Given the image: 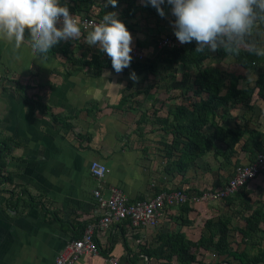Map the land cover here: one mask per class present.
<instances>
[{"label":"crops","instance_id":"0c3cea01","mask_svg":"<svg viewBox=\"0 0 264 264\" xmlns=\"http://www.w3.org/2000/svg\"><path fill=\"white\" fill-rule=\"evenodd\" d=\"M93 1L88 10L79 12L74 11L73 0H68V4L70 11L78 15L101 17L106 12L118 13L132 34V45L144 54L142 62L153 70L139 68L141 62L132 60L130 67L120 73L112 65L95 71L84 61L91 54L102 56L98 47L85 43L87 31H82L80 39L61 41L46 56L35 58L27 37L20 48L0 40V144L5 148L0 156V171L10 176L0 180V264H54L64 243L79 236L85 224L99 216L100 209L91 195V189L99 182L104 195L108 186L115 184L130 200L143 198L160 188L199 192L226 180L235 157L239 162L249 160L242 148L248 129L260 130L264 141V97L254 85L257 69L241 65L227 53L222 55L208 49L196 52L195 46L190 50L187 47L182 53L188 50L201 56L202 66L220 68V64H225L223 69L239 74L237 85H250L252 89L221 118L216 116L220 123H239L245 128L235 142L236 149L229 162L220 164L221 155L215 154L214 148L224 143L215 139L183 169L172 168L169 164L172 156L164 145L165 141H171L172 133L164 131L162 123L155 121L151 132L144 130L143 135L136 136L133 125L140 105L142 108L151 105L152 112L163 117L178 104L191 108L193 102L207 96L206 91H194V74L186 72L194 67L192 62L189 68L185 67L186 56L183 59L177 56L175 60L169 55L155 57L163 36L173 40L172 47L187 45L179 43L172 24L167 22L168 16L174 21V16L168 15L171 6L167 3L161 6L165 12L161 17L153 7L150 11L143 7L144 0H133V14L122 20V10L130 4L127 0H117L116 8L105 6L106 0ZM158 31L164 34L157 37ZM256 43L264 45V31L259 32ZM260 57L258 63L264 66V56ZM159 62L166 66L158 68ZM133 72L138 77L135 82L130 79ZM186 79L192 83L189 89L182 84ZM224 80L227 83L228 76ZM16 81L25 84V92L17 87ZM119 111L134 116L130 125L115 117L120 115ZM144 121L139 125H146ZM4 139L6 143L2 144ZM91 159L106 164L103 180L97 181L89 174ZM245 188L251 207L243 206L239 195L234 194L229 198L195 201L186 208L168 206L155 226H141L131 232L125 222L96 228L99 252L82 254L73 264H111L110 259L116 257L119 264H184L175 253L168 259L148 255L144 248L158 246L169 231H181L187 239L197 241L209 219L216 224L212 228L216 231L215 244L210 247L191 244L189 251L195 254V259L190 264H226V260L240 264L238 257L228 253V246L247 255L264 248V175L248 180ZM254 207L260 211L257 228L244 234L241 228ZM221 242L227 244L220 249ZM156 248L168 253V247ZM211 254L214 257L209 258ZM204 255L209 257L201 259ZM260 262L264 261L257 264Z\"/></svg>","mask_w":264,"mask_h":264},{"label":"clouds","instance_id":"9594fccd","mask_svg":"<svg viewBox=\"0 0 264 264\" xmlns=\"http://www.w3.org/2000/svg\"><path fill=\"white\" fill-rule=\"evenodd\" d=\"M171 6L173 31L180 44L195 43L196 52L223 49L238 55L242 48L264 56L254 39L264 27V0H146L161 17ZM116 8L117 0H106ZM85 43L107 54L116 73L129 68L133 37L116 12L87 26ZM82 21L70 11L68 0H0V40L20 48L28 38L32 56H46L61 41L80 39ZM130 79L138 77L133 72Z\"/></svg>","mask_w":264,"mask_h":264},{"label":"trees","instance_id":"16d2710c","mask_svg":"<svg viewBox=\"0 0 264 264\" xmlns=\"http://www.w3.org/2000/svg\"><path fill=\"white\" fill-rule=\"evenodd\" d=\"M73 1L75 4L74 11L76 12L86 11L94 3L93 0ZM127 1L130 4L128 3L129 5L120 15V18L122 20L125 17L133 14V12L131 11V6L134 1ZM143 7H145L148 11L155 9L154 7L152 9V6L150 4H146V0H144ZM101 13L103 14V12ZM261 31H264V27L261 28L260 32ZM258 34H256L254 37L255 41H257ZM193 44L194 42L187 44L188 50L195 46ZM166 48L169 49L168 51H166L165 55H169V57H171V59L173 60L177 59V56L181 57V59H183V56H186V63H188L185 67L189 68L190 62L193 63V67L195 68V70L193 73L194 77L192 82L196 84L194 91L197 93H200L202 91L207 92V96H201L198 101L192 103L191 108L185 106L184 104H178L173 107L166 116H157V122L162 123V129L166 132L172 133L171 141L164 142L167 154L172 156L169 158V164L176 170L183 169L191 160H193L195 156L205 152V150L209 148V146L215 139H219L224 143V145L216 146L214 148V153L221 155L220 164L222 165L226 162H229L231 159V155L236 149L235 142L244 134L245 128L241 127L239 123L235 125H226L220 123L216 116H218V118H221L223 116V113H225L226 110L236 100L245 99L250 93L252 86L237 85L239 74L235 72L226 69L222 70L217 66L212 65L202 66L201 56H196L195 54L193 55L192 51L188 52L187 50V53H182L184 51L181 49V47ZM218 51H220L222 55L226 53L223 49H220ZM158 56L159 54L157 53L155 57L158 58ZM233 56L235 57V60L237 62L241 63V65L245 67H255L257 69L258 75L255 79L254 85L258 87V93L264 97V66L258 63L261 57L242 49L238 55ZM84 63L87 66L92 67L95 71H99L102 67L111 65V60L105 56L98 58L97 55L91 54L90 59L88 61L85 60ZM138 67H146L150 70H153V68L151 66H148L145 62H141ZM226 76H228L227 83H225L224 80ZM16 84L17 87L22 90V92H25V84H20L17 81ZM182 84H186V86L184 85L185 89H189L192 87V83L188 82L187 79L183 81ZM35 99L37 100L34 101H37L36 103H39V99ZM63 123L67 125V122ZM247 131L248 135L246 136L242 144V148H244L247 157L249 158V160H251L259 151H262L264 149V141L263 134L260 130H257L256 128H250ZM3 143H6L5 139L2 141V144ZM4 149V146L0 144V156ZM173 151H177V153H173ZM237 162L238 160L235 157L233 163L235 164ZM9 177V175L2 174L0 171L1 181L4 179H8ZM245 185L246 183H244L242 186L234 190L235 192L226 197L229 198L234 194L239 195L241 204H243V206L245 207H251V203H249V197H247L248 195ZM17 199L18 196L16 197V200ZM28 199L30 200V196L28 197ZM9 202L10 199H8L6 203L9 204ZM181 205L185 206V208L188 206L187 203ZM251 211L252 212L250 213V215L246 216V224L243 228H241L242 231L244 230V234L255 230L258 225L260 211L255 207L252 208ZM53 216L61 223H63L62 219L59 216L55 214H53ZM214 223L215 222L211 221L210 219L206 221L205 230L201 233L197 241L187 239L181 231H169L164 234V236L166 237L165 241L159 243L158 246H156L159 248L168 247V253L159 252L157 251L156 247H146L144 248V252L148 255L165 256L168 259L171 257L172 253H175L177 259L181 263L190 264L191 261L195 259V254L189 251V247L191 244H200L204 245L205 247H210L211 245L215 244V242L213 241V237L216 234V231L212 230L213 226L216 225ZM226 244L227 242H221L219 248L221 249V247ZM228 253L232 254L234 257H238L240 264H257L259 261H264V248L262 247H259V249L254 254L247 255L246 253L244 254L238 252L237 250H232L228 246ZM212 264L221 263L216 262ZM226 264H231V262L229 260H226Z\"/></svg>","mask_w":264,"mask_h":264},{"label":"built area","instance_id":"2783aa9c","mask_svg":"<svg viewBox=\"0 0 264 264\" xmlns=\"http://www.w3.org/2000/svg\"><path fill=\"white\" fill-rule=\"evenodd\" d=\"M72 14L82 21V31H87V26L99 23L103 17ZM173 45V40L168 36H163L158 42L159 48ZM101 53L102 56L108 57L106 53L102 51ZM131 56L134 61H142L144 58L142 51L133 45ZM106 171L107 166L104 162L97 159L89 161L88 172L97 181L103 180ZM259 174L264 175V149L251 160L235 163L230 175L221 184L206 186L199 192H186L179 187L160 188L143 198L130 200L115 184L109 185L108 192L104 195L99 182L91 189V195L100 209L99 216L96 220L87 222L79 236L71 237L64 243L54 258V264H73L82 254L98 253L100 246L95 240L96 228H105L114 222H125L130 232L141 226H155L166 207L226 197ZM110 262L119 264L117 257L111 258Z\"/></svg>","mask_w":264,"mask_h":264},{"label":"rangeland","instance_id":"374dc122","mask_svg":"<svg viewBox=\"0 0 264 264\" xmlns=\"http://www.w3.org/2000/svg\"><path fill=\"white\" fill-rule=\"evenodd\" d=\"M169 10H171V7L169 8ZM122 12H123V10H122ZM168 15H171V12H170V14L168 13ZM143 18V17H142ZM166 19H167V22H168V24H172V22H173V20H171L170 18H169V16L168 17H166ZM175 19V18H174ZM159 21H160V19H158ZM163 20H165V18L163 19ZM160 33V34H159ZM162 34H164V32L163 31H158L155 35L158 37V36H160V35H162ZM175 36V35H174ZM263 36V35H262ZM176 38V37H175ZM160 40V39H159ZM168 49L169 48H166V47H161L159 50H157L158 52V54H159V58H160V56L161 57H163L165 54H166V51H168ZM183 51H186V49H187V45H185V46H182V48H181ZM87 52V51H86ZM143 53V52H142ZM89 56V54H87L86 55V57H88ZM136 62H138V61H136ZM139 62H142V61H139ZM260 64V63H259ZM166 65H162L160 62L158 63V68H164ZM220 66V69H222V70H224L223 69V67H225V64H220L219 65ZM173 67V66H172ZM194 70H195V68H192V69H190V70H188L187 69V71L186 72H192V73H194ZM121 106V105H120ZM122 107V106H121ZM123 108V107H122ZM127 108H130V107H127ZM119 114L120 115H118V114H116V118H118V119H120V121L122 122V123H124V124H128V125H130V121H132L133 119H134V116H132L131 114H129L128 112H121V111H119ZM143 116V117H142ZM157 116H158V114H156V112H152V106L150 105H146L145 106V108H142V105H140L139 107H137V109H136V111H135V119H134V124L133 125H135L136 127H135V131L137 132V134H136V136H141V135H143V132H144V130L146 131L145 133H148L149 132V130H150V132L153 130L151 127H153L154 126V122L155 123H157ZM144 120H148V121H144ZM142 121H144V124L146 123V125H139L140 124V122H142ZM147 127V129H145ZM152 130H151V129ZM144 133V134H145ZM222 198H224V197H222ZM219 199H221V198H219ZM249 243V242H248ZM209 257V256H208ZM207 257V255H204V256H202L201 257V259L203 258L204 260H205V258H208ZM211 257H214V256H212V254L210 255V257L209 258H211ZM175 264V263H174ZM260 264H264V262H260Z\"/></svg>","mask_w":264,"mask_h":264}]
</instances>
